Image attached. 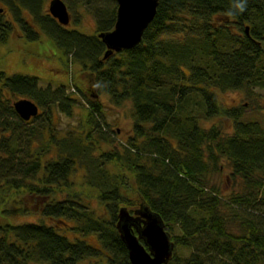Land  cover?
<instances>
[{
  "label": "trees",
  "instance_id": "obj_1",
  "mask_svg": "<svg viewBox=\"0 0 264 264\" xmlns=\"http://www.w3.org/2000/svg\"><path fill=\"white\" fill-rule=\"evenodd\" d=\"M5 1L11 19L0 14V43L15 21L29 40L46 33L83 65L88 85L42 87L36 76L0 70V205L8 194L13 204L0 213H42L35 222L1 221L0 264H79L98 253L101 264H131L116 222L120 208L133 212L142 202L172 235L169 264H264V121L218 98L223 91L251 96L264 89V0H159L142 41L106 59L98 33L114 28L115 0L95 6L97 0H64L68 9L95 14L91 35L60 24L48 0ZM94 92L109 94L116 105L132 102L135 136L123 151L94 152L99 138L108 139ZM12 95L36 102L39 114L22 119ZM81 99L88 104L86 132L55 130L54 109L73 116ZM213 117L231 119L233 132L203 125ZM223 160L241 179L240 190L227 196L207 180ZM91 192L109 206V219L89 206ZM64 218L74 222V238L45 220ZM91 233L105 251L86 243Z\"/></svg>",
  "mask_w": 264,
  "mask_h": 264
},
{
  "label": "rangeland",
  "instance_id": "obj_2",
  "mask_svg": "<svg viewBox=\"0 0 264 264\" xmlns=\"http://www.w3.org/2000/svg\"><path fill=\"white\" fill-rule=\"evenodd\" d=\"M50 0L47 1L46 9L49 11ZM95 5H102L103 2L99 3V0L93 2ZM9 5L5 0H0V14L4 19H11ZM23 17L26 21H33L32 15L23 10ZM71 14V23L67 26L69 29H77L86 34H94L97 30L98 22L95 14L85 9L83 6L79 7L78 10L69 9ZM78 20V21H77ZM14 30L10 33L7 41L0 43V70L4 71L8 75L12 74H23L36 76L39 78V83L42 87H52L56 88L60 85L68 86L70 82L73 85H81V87L86 88L88 85V79L86 77V69L82 64L74 61L71 55L67 56L62 48H60L56 42L48 36L46 33L41 32L39 39L29 40L22 24L15 21ZM77 89V88H76ZM92 95V93L90 94ZM13 101L17 100V96L12 95ZM74 97H77L74 95ZM81 97V96H80ZM99 101L104 106L103 117L99 119L104 120V129H108L107 138L103 137L101 143L97 144L99 149L102 148L104 151L109 150H124V146L128 144L131 137L135 136L133 130L134 117L132 114V102L126 101L120 105H116L112 102L109 94L101 93L97 97ZM218 98L221 106L223 107H240L244 108L245 118H258L264 121V89L257 90L253 95H248L244 90H229L218 92ZM79 99V98H77ZM80 101V100H78ZM87 102L81 99L78 106L75 108V113L73 116H66L60 111L54 109V118L57 122L55 125V130L64 132L69 130H83L86 132V128L83 127V119L87 111ZM41 110V109H40ZM109 124L110 127L107 126ZM213 124H218L224 133L233 132V122L229 118L224 117H213L212 119L203 120V125L210 127ZM98 138V136H97ZM43 140V139H42ZM42 142V141H41ZM99 152H95L99 155ZM220 170L215 171L208 175L209 185L219 188L222 195H229L234 191L240 190L241 179L234 178L232 176V167L227 160H223V164ZM75 173V180L80 184L83 183V171ZM82 189V188H80ZM83 190V189H82ZM90 190L89 188L87 189ZM85 193V192H84ZM95 192L87 193L86 199H88V204L92 209H96L97 213L102 217L109 219L110 209L109 206H105L98 200L95 196ZM9 196L2 198L3 203L0 205V209L4 210L5 207L13 206L10 194ZM24 195V193H22ZM86 195V193H85ZM1 201V200H0ZM6 209V208H5ZM107 211V212H106ZM8 216V217H7ZM42 216L40 211L37 212L32 210V212L26 214H8L0 213V224L1 221L8 220L17 223L21 222H35L39 217ZM99 216V217H100ZM6 218V219H5ZM6 220V221H7ZM47 224L60 226V232L64 229L67 230L70 238H74V233L71 231L70 226L74 225V222L70 219L64 218V222L61 220L50 221L45 219ZM176 232H180L179 229H175ZM87 244L96 247L100 250H106L98 239L97 234H89L86 236ZM190 253L189 249H184L182 254L184 256ZM103 253H98L91 260L85 259L79 264H101V258ZM34 264V263H30ZM40 264V263H39Z\"/></svg>",
  "mask_w": 264,
  "mask_h": 264
},
{
  "label": "water",
  "instance_id": "obj_3",
  "mask_svg": "<svg viewBox=\"0 0 264 264\" xmlns=\"http://www.w3.org/2000/svg\"><path fill=\"white\" fill-rule=\"evenodd\" d=\"M115 1L117 15L114 28L98 33L106 45L104 59L115 52L137 46L153 21L159 5V0ZM49 12L60 24H70L71 14L64 0H50ZM246 31H249L248 26ZM93 96L98 97V94L94 92ZM13 105L24 120L39 114V105L29 98L17 99ZM116 228L128 249L131 264L170 263L175 242L162 216L146 203L142 202L133 213L125 206L120 208Z\"/></svg>",
  "mask_w": 264,
  "mask_h": 264
}]
</instances>
